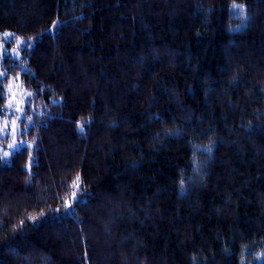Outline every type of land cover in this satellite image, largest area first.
<instances>
[{
    "label": "trees",
    "instance_id": "obj_1",
    "mask_svg": "<svg viewBox=\"0 0 264 264\" xmlns=\"http://www.w3.org/2000/svg\"><path fill=\"white\" fill-rule=\"evenodd\" d=\"M7 32L0 264H264V0H0Z\"/></svg>",
    "mask_w": 264,
    "mask_h": 264
},
{
    "label": "rangeland",
    "instance_id": "obj_2",
    "mask_svg": "<svg viewBox=\"0 0 264 264\" xmlns=\"http://www.w3.org/2000/svg\"><path fill=\"white\" fill-rule=\"evenodd\" d=\"M5 34H8L5 36ZM4 34V39L0 41V55L7 53L14 58L22 56L24 49L29 47L30 43L25 41L22 38L14 37V41L11 45H7L6 42L11 39L9 32ZM25 41V45L21 46L18 44V41ZM5 70V68H4ZM4 70L0 68V73H4ZM4 76V75H3ZM5 86L6 100L1 108L0 113V128H4L5 121H7V129L3 132H0L1 136L9 135L10 139H6L0 142V154L3 156L4 152H8V157L16 150L20 149L23 146H30L31 142L25 139H19L17 136L18 130L20 128V120L24 116L25 102L28 100L30 92L25 89L20 81L14 77H10L3 81ZM11 105V106H9ZM16 144V147H9L10 145Z\"/></svg>",
    "mask_w": 264,
    "mask_h": 264
},
{
    "label": "snow or ice",
    "instance_id": "obj_3",
    "mask_svg": "<svg viewBox=\"0 0 264 264\" xmlns=\"http://www.w3.org/2000/svg\"><path fill=\"white\" fill-rule=\"evenodd\" d=\"M234 8H239L240 12L243 13V6L234 5ZM58 23H59L58 21H54V22H53V27L57 26ZM7 35H8V34H5V36H7ZM18 44L21 45V46H24V45H25V41H23V40L18 41ZM27 46L30 47L31 45L29 44V45H27ZM3 75H4V73H0V76H3ZM9 106H11V105H9ZM7 123H8V122L5 121V126H4V128H0V132H3V131H5V130L7 129ZM77 127H78L81 131H83V127H84V125H83V123H78V124H77ZM16 146H17V145L14 143L13 145H10L9 147H16ZM208 150H209V151L211 150L210 147H209ZM8 155H9L8 152H4V153H3V156H0V159L6 158ZM70 187L73 188V189H76V190H77V191H72V193H71V195H72V200H73V201L78 200V199H79V196H78V190L80 189L79 176H77L76 180L73 181V183H72V185H71ZM64 207H65L66 209H70V208H71V204L68 203V202H65ZM32 219H35V218L33 217ZM21 223H23V221H21ZM262 255H264V254H262ZM257 259H260V256H258Z\"/></svg>",
    "mask_w": 264,
    "mask_h": 264
}]
</instances>
